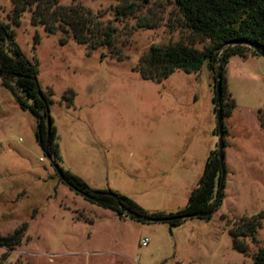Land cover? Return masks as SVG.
Masks as SVG:
<instances>
[{
	"label": "rangeland",
	"instance_id": "1",
	"mask_svg": "<svg viewBox=\"0 0 264 264\" xmlns=\"http://www.w3.org/2000/svg\"><path fill=\"white\" fill-rule=\"evenodd\" d=\"M57 1L79 3L116 29L111 47L89 50L59 28L32 23L29 9L13 19L12 1L0 0V21L36 61L38 86L50 90L57 164L148 213L183 207L216 148L211 76L202 65L154 79L135 66L150 45L179 40L201 48L208 39L183 25L173 0ZM128 2L132 10L115 18ZM224 75L220 200L209 218L174 225L118 217L59 181L34 139V116L0 84V233L25 223L16 244L0 245V264H250L264 244V58L230 55ZM259 211L253 237L236 236L246 246L241 252L229 229Z\"/></svg>",
	"mask_w": 264,
	"mask_h": 264
},
{
	"label": "trees",
	"instance_id": "2",
	"mask_svg": "<svg viewBox=\"0 0 264 264\" xmlns=\"http://www.w3.org/2000/svg\"><path fill=\"white\" fill-rule=\"evenodd\" d=\"M12 16L16 19L24 9L30 10V21L39 23L46 32L60 29L71 38L86 44L90 50L96 46L111 47L115 42L116 29L113 25L101 26L88 8L79 3L61 4L57 0H11ZM181 14L185 27L208 39V44L196 48L188 43L175 40L166 45H150L139 57L136 69L142 77L159 79L174 68L196 72L202 65L211 76L213 87L219 80L220 97L217 105L221 115L229 112L223 108L221 100L225 91V63L233 54L247 52L258 54L247 43H253L258 50L264 51V0H173ZM132 2L114 9V17L127 14L132 10ZM141 25V24H139ZM65 39L60 38L59 42ZM244 41V42H235ZM121 58L117 51L109 52ZM259 55V54H258ZM264 58V57H263ZM0 84L4 86L18 107L28 110L35 119L33 135L44 155L50 156L57 164L59 158L55 140V127L48 114L49 88L42 90L36 80V61L29 59L15 42L13 35L0 21ZM66 97H72L68 90ZM214 92L211 99L213 102ZM228 105H231L232 102ZM214 107V106H213ZM258 121L264 130V116L258 114ZM57 179L88 201L108 208L118 217L128 216L135 220L165 221L169 225L179 223L186 217L207 219L216 208L221 196L223 166L217 156V149L209 150L201 172L189 190L183 207L167 212H146L132 199L111 190H96L87 187L78 176L61 168ZM54 169V168H53ZM163 216H170L162 219ZM263 216L259 211L249 217L241 218L236 230L229 229L232 246L244 252L246 246L236 239L237 235L253 237L256 226ZM25 228L21 222L11 231L1 234L0 245L11 247L16 244ZM250 264H264V244L251 253Z\"/></svg>",
	"mask_w": 264,
	"mask_h": 264
},
{
	"label": "water",
	"instance_id": "3",
	"mask_svg": "<svg viewBox=\"0 0 264 264\" xmlns=\"http://www.w3.org/2000/svg\"><path fill=\"white\" fill-rule=\"evenodd\" d=\"M235 42H244V41H235ZM248 46L252 47L256 52H258V54L262 57H264V51L258 50L256 45L253 43H247ZM1 75V72H0ZM220 83L219 80H215L214 85H213V92H214V98H213V111H214V118H215V132H216V149H217V156L219 158V160H222V137H221V111H220V107L217 105V103L219 102V97H220V87H219ZM46 157L48 158V160L50 161V163L52 164V167L54 168V170L59 174V169L57 164L52 161V159L50 158V156L46 155ZM170 216H163L161 217L162 219H167Z\"/></svg>",
	"mask_w": 264,
	"mask_h": 264
},
{
	"label": "built area",
	"instance_id": "4",
	"mask_svg": "<svg viewBox=\"0 0 264 264\" xmlns=\"http://www.w3.org/2000/svg\"><path fill=\"white\" fill-rule=\"evenodd\" d=\"M146 240V238H142L140 239V242H144Z\"/></svg>",
	"mask_w": 264,
	"mask_h": 264
}]
</instances>
